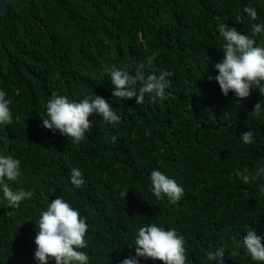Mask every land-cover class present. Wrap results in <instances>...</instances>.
Segmentation results:
<instances>
[{
	"label": "trees",
	"instance_id": "1",
	"mask_svg": "<svg viewBox=\"0 0 264 264\" xmlns=\"http://www.w3.org/2000/svg\"><path fill=\"white\" fill-rule=\"evenodd\" d=\"M249 5L256 21L243 13ZM262 22L264 0L8 2L0 16V88L14 118L0 126V154L21 160L12 187L35 192L18 209L8 208L0 194V264H36L35 222L57 195L86 217L91 264H119L148 223L185 237L187 264H207L205 252L222 245L228 248L224 264H255L237 241L253 229L264 236L258 190L264 180L245 185L235 172L264 165V115L251 116L264 95L253 89L247 98L225 97L207 77L218 74L213 66L224 58L218 25L236 27L264 46V37L251 32L252 23ZM153 52V67L172 74L167 98L138 105L135 98L111 97L103 70L131 67ZM53 92L73 100L100 95L121 121L109 125L89 116L91 130L73 143L42 126ZM250 128L255 143L244 145L240 133ZM74 167L85 177L81 189L69 181ZM153 168L184 187L177 204L152 195Z\"/></svg>",
	"mask_w": 264,
	"mask_h": 264
},
{
	"label": "clouds",
	"instance_id": "2",
	"mask_svg": "<svg viewBox=\"0 0 264 264\" xmlns=\"http://www.w3.org/2000/svg\"><path fill=\"white\" fill-rule=\"evenodd\" d=\"M250 21L258 19L257 10L251 5L243 8ZM252 35L264 37V22L251 24ZM219 37L222 40L221 50L224 58L213 66L216 75L209 74V82L215 80L222 94L227 97L230 92L237 98L250 96L253 89H258L264 95V46L256 44L250 36L230 27L226 23L218 25ZM158 52L131 67H118L113 64L105 68L104 74L110 80L111 97L124 101L135 98L138 105L145 100L155 101L167 98L166 89L169 87L171 72L165 69L156 70L153 67ZM12 101L8 92L0 88V126L10 125L13 113L10 109ZM264 115V100L258 101L251 112L252 117ZM89 116H99L109 125L118 124L121 116L116 113L112 104L104 97L94 95L80 100L55 92L46 102L45 114L42 115V126L53 133L59 132L73 143L82 141L91 130L92 122ZM118 138L113 136L112 142ZM239 140L244 145L255 143L254 131H242ZM21 160L12 154H0V194L8 208L18 209L22 201L34 196V189H14L11 182L21 176ZM237 179L243 184L258 183L264 180V165L256 167L254 173L248 168L235 172ZM69 181L75 189L83 188L85 177L79 167L70 170ZM150 191L157 199L166 197L168 202L175 205L184 196V187L176 179L169 177L160 168H153L149 175ZM259 193L264 195V183H258ZM126 195V193H122ZM38 231L34 243L36 249L33 259L36 264H91V257L84 251L89 247L85 237L88 231L86 217L81 215L63 196L57 195L40 212L35 222ZM237 246L244 249L247 256L255 264H264V236L253 230L246 231ZM233 239H235L233 237ZM185 237L176 228H165L164 225L148 223L138 228L134 242L128 245L130 254L119 261V264H141V261H161L163 264H187ZM134 246V254L131 249ZM226 245L205 252L207 264H224Z\"/></svg>",
	"mask_w": 264,
	"mask_h": 264
},
{
	"label": "water",
	"instance_id": "3",
	"mask_svg": "<svg viewBox=\"0 0 264 264\" xmlns=\"http://www.w3.org/2000/svg\"><path fill=\"white\" fill-rule=\"evenodd\" d=\"M29 0H0V16L4 15L8 8V2L27 4Z\"/></svg>",
	"mask_w": 264,
	"mask_h": 264
}]
</instances>
